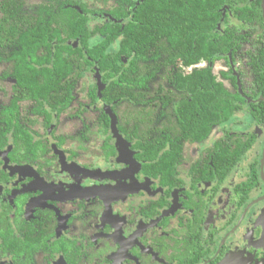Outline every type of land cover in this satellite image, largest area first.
<instances>
[{"label":"flooded vegetation","instance_id":"flooded-vegetation-1","mask_svg":"<svg viewBox=\"0 0 264 264\" xmlns=\"http://www.w3.org/2000/svg\"><path fill=\"white\" fill-rule=\"evenodd\" d=\"M261 1L255 24L232 13L219 26L239 36L228 53L189 68H211L229 94L207 134L159 108L152 123L117 118L116 135L94 73L59 109L0 62V264H264Z\"/></svg>","mask_w":264,"mask_h":264},{"label":"trees","instance_id":"trees-1","mask_svg":"<svg viewBox=\"0 0 264 264\" xmlns=\"http://www.w3.org/2000/svg\"><path fill=\"white\" fill-rule=\"evenodd\" d=\"M33 1L0 0V62L11 64L16 89L64 109L77 81L92 72L118 120L152 123L155 109L172 108L177 122L196 133L204 125L206 134L230 117L217 111L231 110L229 94L211 68H189L238 43L223 22L262 19L261 0ZM90 92L99 100L97 87ZM140 145L152 155L162 150L151 141Z\"/></svg>","mask_w":264,"mask_h":264},{"label":"water","instance_id":"water-1","mask_svg":"<svg viewBox=\"0 0 264 264\" xmlns=\"http://www.w3.org/2000/svg\"><path fill=\"white\" fill-rule=\"evenodd\" d=\"M263 9H264V4H263ZM102 89V88H101ZM107 113L111 115V122H112V128L117 135V117L116 115L112 112L110 107H106ZM120 138V137H119ZM264 241V238H263ZM218 264H251V259L248 257L243 256L242 254L237 255V254H231L226 256L220 263Z\"/></svg>","mask_w":264,"mask_h":264},{"label":"rangeland","instance_id":"rangeland-1","mask_svg":"<svg viewBox=\"0 0 264 264\" xmlns=\"http://www.w3.org/2000/svg\"><path fill=\"white\" fill-rule=\"evenodd\" d=\"M27 2L30 4V3H33L34 1L33 0H27ZM89 81H87V83H86V81H85V84L87 85L88 84V82H90L91 81V79L89 78L88 79ZM86 85L83 87V90L85 91L86 90ZM82 95V94H81ZM82 98H80L79 100H81ZM90 113V112H89ZM93 116V115H92ZM93 119H94V116H93Z\"/></svg>","mask_w":264,"mask_h":264}]
</instances>
